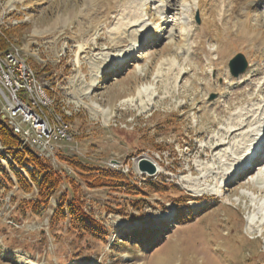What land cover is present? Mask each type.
Listing matches in <instances>:
<instances>
[{
  "label": "rangeland",
  "instance_id": "374dc122",
  "mask_svg": "<svg viewBox=\"0 0 264 264\" xmlns=\"http://www.w3.org/2000/svg\"><path fill=\"white\" fill-rule=\"evenodd\" d=\"M126 5L128 0H0V41L21 46L52 92L51 105L39 100L34 108L50 123L70 124L74 141L59 152L120 168L135 185L130 192L82 183L86 210L107 229L105 239L83 240L67 224L50 226L64 185L52 207L26 216L17 203L31 193L0 189V264H264V144L263 154L260 143L255 146L246 174L234 176L244 147L252 149L264 137V42L250 40L264 34V0H248L239 16L236 0H147L137 22L126 17ZM237 53L248 66L234 76L229 60ZM91 69L97 71L88 95L81 89L92 81ZM7 78L0 69V87L11 96ZM142 86L154 96L151 104L143 96L146 110L140 99L121 102ZM77 98L110 108V120L92 118ZM242 120L245 128L228 137ZM221 140L227 144L214 150ZM142 157L161 169L140 170ZM0 160L8 167L7 159ZM53 163L80 178L66 162ZM204 174L212 179H201ZM149 179L179 190L147 189ZM181 194L188 202L178 207ZM137 199L141 210L133 206Z\"/></svg>",
  "mask_w": 264,
  "mask_h": 264
},
{
  "label": "trees",
  "instance_id": "16d2710c",
  "mask_svg": "<svg viewBox=\"0 0 264 264\" xmlns=\"http://www.w3.org/2000/svg\"><path fill=\"white\" fill-rule=\"evenodd\" d=\"M8 47L6 42L0 41V50H7ZM49 92L52 93L50 89ZM65 118L70 120L71 116L65 115ZM0 145L4 149L0 156L8 161L6 167L0 160V189L10 191L17 186L16 192L31 193L30 196L20 198L17 203V209L26 216L41 215L52 207V198L64 185V190L56 197L50 226L55 228L59 224H67V231L73 234L75 239H105L107 236L104 223L86 210L84 199L80 194L82 183L89 188L127 186L131 188L130 192L135 189V185L130 183L131 173H125L120 168L87 163L75 156L59 152V160L76 170L80 178L70 177L64 168L55 167L50 160L40 156L32 148L22 145V139L13 133L1 117ZM158 146L160 151L166 150L162 145ZM28 165L32 166V169ZM144 183L147 189L157 192H167L168 185L174 190H179L177 184L167 183L161 179H149ZM140 200L142 199H137L133 205L135 209H142L143 204ZM186 202L188 199L184 194L176 199L178 207L186 205Z\"/></svg>",
  "mask_w": 264,
  "mask_h": 264
},
{
  "label": "bare ground",
  "instance_id": "6f19581e",
  "mask_svg": "<svg viewBox=\"0 0 264 264\" xmlns=\"http://www.w3.org/2000/svg\"><path fill=\"white\" fill-rule=\"evenodd\" d=\"M236 1H237V5H236L237 6V13L236 14L238 16L243 15L242 14V13H244L243 7H244V5L247 4L248 0H236ZM142 2L146 3L147 0H128L129 5H126V7L129 10L127 12L126 17L128 16L127 18H129L130 21L132 20L134 22H137L142 17V15H141V3ZM246 14H247V17L244 20V23L247 24L249 14L248 13H246ZM247 31L248 30H245V32H247ZM252 39L253 40L255 39L256 42L257 41L264 42V34H261V32H258L254 36H251L250 40H252ZM11 45H13L12 49H10L8 51H0V69L3 70L6 77H8L7 79L10 80L9 87L11 86L12 87L11 89H13L11 96L12 97L13 96L18 97L19 101L22 102L23 104H25L26 107L28 108V110H30L32 112H36L38 116L42 117L43 120L47 121L48 129L45 130V137L46 138H53V137H56L58 134L71 135L70 124L67 121H63V123L62 122L61 123L60 122L59 123H50L52 120L48 121L38 111V109L34 108L37 101L43 100L47 103V105H51L52 99H51L50 94L46 88V84L39 80L37 73L33 70L31 65L29 64V62L27 60L28 58L21 53V48H19V46L15 45L14 43H12ZM11 54H13L14 57H16V59H18L23 64V66L25 68V72L28 74V77L30 78V80L35 81L34 85L32 86V90L28 84H23L22 70L12 69V68H14V60H13V57L11 56ZM96 71H97L96 69H91V72H93L92 81L90 83H88L86 85L84 84V86H82L81 91H83L84 94L89 95V92H91V88L94 85V81H95L94 75H95ZM168 76H170V74H168ZM1 79L3 81V78H1ZM0 86H2V85H0ZM2 90L4 93V97H11L10 94L9 95L7 94L8 92L6 93V91H5L6 89L5 90L2 89ZM21 91L22 92L24 91V94H19V92H21ZM151 94H152L151 91H149V89L146 86L145 87L142 86V87L137 89L136 94L134 96H126V97L121 99V102L130 104V105H134L135 102L140 99L141 108L143 110H146L147 109V106H146L147 103L143 99V96L146 95V98H148L146 101L147 102L149 101V103L151 104V103H153V99H154V96ZM78 101L80 104H87V106L90 109L92 118H97L98 115H102L106 121L110 120V117H109L110 108H107V109L103 108L99 102L93 101V100L91 102H88V103H85L82 99L81 100L78 99ZM41 108H42V106H41ZM42 110H43V108H42ZM47 116H49V115H47ZM259 121H260V123L262 122L261 120H259ZM7 123L9 124V122H7ZM245 126H246L245 120H242L241 122H238V123H233V125L231 126V128L227 132L228 137L230 135H233L234 133L238 132L239 130L244 129ZM260 126L264 129L263 123ZM259 129H257L256 131H258ZM13 132L22 137V135L20 134L19 131H13ZM22 139H23V144H24V137H22ZM260 141L261 140H257L256 142L254 141L255 143H254V146L252 147V149H251V146H248V145H246L244 147V149L242 151H244L245 154H242L240 156V158L237 159V166L234 169L235 178H237L238 176L241 177L242 175L244 176L246 174V172L249 170V167H248L249 158L251 157L252 153L255 154V146L257 147V145L260 143ZM226 144H227V140H221V141L217 142V144L214 146L213 149L217 150L218 148H221V147L225 146ZM26 145H29V144H26ZM29 146L36 149L32 145H29ZM260 154H263L262 149H261ZM243 155H244V157H242ZM256 161L259 162L260 160H256ZM156 167H157V170L161 169L159 163L156 164ZM201 179L210 180V179H212V177L209 174H204V175H201ZM260 194L264 196V190H262L260 192ZM253 221H255V219H253ZM262 224L264 226V222H262Z\"/></svg>",
  "mask_w": 264,
  "mask_h": 264
},
{
  "label": "built area",
  "instance_id": "2783aa9c",
  "mask_svg": "<svg viewBox=\"0 0 264 264\" xmlns=\"http://www.w3.org/2000/svg\"><path fill=\"white\" fill-rule=\"evenodd\" d=\"M14 60V68L22 70L23 84H28L32 90L35 81H31L25 72L23 64L11 54ZM14 99V100H13ZM4 97L2 88H0V114L2 119L9 122L13 131H19L24 137V144L32 145L42 155L53 157L58 141L73 140L72 135L58 134L53 138L45 137V130L48 129L47 121L38 116L36 112L28 110L25 104L19 101L18 97ZM14 104V105H13Z\"/></svg>",
  "mask_w": 264,
  "mask_h": 264
},
{
  "label": "water",
  "instance_id": "95a60500",
  "mask_svg": "<svg viewBox=\"0 0 264 264\" xmlns=\"http://www.w3.org/2000/svg\"><path fill=\"white\" fill-rule=\"evenodd\" d=\"M229 65L231 73L235 76H238L240 73L246 70L248 66V61L243 53H237L230 60ZM138 163L140 170L148 171L151 174L156 172V165L146 157L140 158Z\"/></svg>",
  "mask_w": 264,
  "mask_h": 264
}]
</instances>
